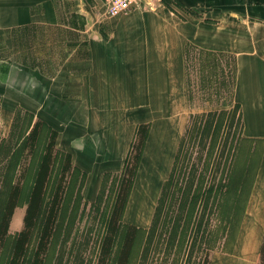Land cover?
<instances>
[{
    "label": "crops",
    "instance_id": "crops-1",
    "mask_svg": "<svg viewBox=\"0 0 264 264\" xmlns=\"http://www.w3.org/2000/svg\"><path fill=\"white\" fill-rule=\"evenodd\" d=\"M104 2L0 0V48H16L0 61L30 67L32 109L48 102L39 108L57 118L55 126L47 119L58 131L57 144L86 171L87 197L96 195L105 172L122 170L137 126L149 124L123 217L147 227L185 132L194 57L222 68L225 57L233 58L231 98L240 104L244 136L264 139V0H164L102 19ZM51 37L66 48L45 44L42 63L35 54L30 64L23 61L20 48H37L38 38ZM59 49L63 57L56 60ZM255 189L232 249L213 250L209 264H258L264 157ZM11 222L20 229L17 218Z\"/></svg>",
    "mask_w": 264,
    "mask_h": 264
},
{
    "label": "trees",
    "instance_id": "trees-1",
    "mask_svg": "<svg viewBox=\"0 0 264 264\" xmlns=\"http://www.w3.org/2000/svg\"><path fill=\"white\" fill-rule=\"evenodd\" d=\"M235 104L240 108L239 103ZM21 115L22 111H17L15 117ZM30 116L32 120L29 132L20 142L19 148L13 151L8 172L1 181L4 184L3 189L7 191L5 190L0 204V246L6 236L10 235L8 225L15 207L25 206L24 226L13 236V250L7 264H47V255L58 227L64 222L66 229L70 226L74 229L76 210L82 205L84 198L81 191L86 172L73 164L69 151L57 148V129L40 118L33 122L32 112ZM239 116L242 118L241 109ZM221 117L216 111L195 117L188 133L189 139L196 145L199 144V157L194 163H185L181 138L171 171L163 183L151 223L147 227L123 219L142 145L145 144L149 130V124H139L125 161L123 178L114 203L111 208L100 211L98 221L86 228L81 234L80 242L75 241V236L71 238L68 253L75 256L79 264H83L82 246L87 243L88 238H97L96 264H209V251L218 246L215 244L216 239L224 238V246H228L230 240H233V247L245 206L248 181L243 182L244 180L231 174L227 181L209 179L208 172L214 165L211 158L219 142V123L223 120ZM241 137L250 144H258V140H261L244 135ZM138 138L139 142L136 144ZM205 147L207 152L204 156ZM237 148L239 149L238 146ZM133 149H136V154L131 166ZM18 150L20 152L17 153ZM23 153L31 157V160L28 162L30 166L20 178V175L16 177V173ZM249 172L250 167L246 174L249 175ZM79 174L82 180L77 185ZM104 175L103 185L106 184L110 172ZM29 183L30 190L27 192ZM100 194L97 199L101 198ZM95 208L99 209L97 205ZM212 219L219 220L213 230L210 229ZM35 227L39 232L36 247L33 249L29 245L35 236ZM224 246L221 247L223 251L232 249ZM260 251L264 256V238Z\"/></svg>",
    "mask_w": 264,
    "mask_h": 264
},
{
    "label": "rangeland",
    "instance_id": "rangeland-1",
    "mask_svg": "<svg viewBox=\"0 0 264 264\" xmlns=\"http://www.w3.org/2000/svg\"><path fill=\"white\" fill-rule=\"evenodd\" d=\"M99 11V10H98ZM101 11V9H100ZM105 13V12H104ZM107 14H104L103 18H106ZM60 33V32H58ZM38 38L39 41L37 48H20L23 52V61L26 64H30L32 54L40 55L41 63L43 59L45 60L47 51L43 53L45 50L44 45L46 44L48 48H66L65 43L57 40L54 43V40L51 38ZM43 40L44 43H43ZM0 48V57H4L7 55H11V53H16V48ZM23 49V50H22ZM11 51V52H10ZM55 54L56 60L58 57H63V54L60 52H53ZM13 58L15 57L12 54ZM204 55H198V58H193L191 63V68H189V76H188V115L185 132L182 136L183 145H182V156H185V163H194L197 161L198 152H199V144H195L194 141L189 139V129L191 125H193L196 120V116L208 113L209 111H216V113L220 114L223 119L219 125V142L217 145V150L211 158L214 161L213 169L208 172L209 179L217 181L219 179L228 180L230 174L231 176L235 175L238 178H241L243 182H247L246 187V199L244 202V210L241 213V218L239 219V227L236 231V237L240 233V229L242 227V223L246 221L245 209L247 206H251L255 201V183L257 180L259 167L261 161L264 157V139L258 140V144H250L244 142L242 140L241 135H244L242 128V118L240 115V108L237 107L231 98V92L234 87L235 81V68L233 58L225 57L226 67L222 68L217 65V62H208L207 60H203L202 57ZM5 60V59H3ZM17 70V71H16ZM24 70L28 75H25L21 78L20 71ZM31 70L29 66H25L21 64V62H17L15 60L11 62H2L0 61V204L1 200L4 197L5 190L3 189L4 184H1L2 178L7 174L10 165V160L13 156V151L19 148L20 142L29 132V128L31 127L32 117L30 116L31 110L39 113L38 118L42 121L50 120V123L55 126L56 125V117H49L48 111L46 108L40 109L39 107L47 106L48 102H41L42 106L37 104L32 109V90H31ZM7 88H9V93H7ZM10 100L6 98H10ZM63 101V100H62ZM40 102V100H39ZM37 102V103H39ZM65 102V101H63ZM6 103L10 104L12 107L6 108ZM17 106V107H16ZM16 107V108H15ZM31 109V110H30ZM11 111H14L13 114H10ZM17 111H22V115L15 117ZM55 111V110H54ZM56 112V111H55ZM37 117L33 119V122L38 119ZM50 124V125H51ZM51 125V126H52ZM52 126V127H53ZM188 127V128H187ZM55 128V127H54ZM56 129V128H55ZM136 133V132H135ZM135 137V134H134ZM134 140V138H133ZM139 138L136 141L138 144ZM133 143V141H132ZM253 143V142H252ZM234 144L231 149H229L230 145ZM57 148H60L58 144ZM132 145V144H131ZM145 145V144H144ZM144 145H142V152ZM256 148L253 151V147ZM208 146V141L206 143ZM239 147V149L237 148ZM131 149V148H130ZM235 149V151H234ZM234 151V156H233ZM20 152L19 150L17 153ZM207 148L205 147L203 154L206 155ZM25 153V152H24ZM22 156V161L20 166L17 169L18 177H23V173L25 169L30 166L28 165L29 160H31L28 155ZM136 154V149H133L130 158L131 166L134 163V156ZM142 154V153H141ZM141 158V157H140ZM189 159V160H188ZM140 160L138 162L139 166ZM250 167L249 175L246 174L247 169ZM125 169V165L123 166L121 171H110L109 178L106 180V184L103 185L104 174L102 176L101 184L99 189L94 196L87 197L84 193V185L86 183V177L83 181L82 186V195L84 196L82 205L79 206L76 210V225L73 229L72 226L69 228H65V223L62 222L57 229V232L53 236V244L51 246L50 252L47 255V264H79L78 260L75 259V256H71L68 253V248L70 246V240L73 236H75V241L80 242L81 234L86 231V228L98 221L100 217V211L111 208L114 203L115 196L119 191V185L121 178H123V171ZM138 167L135 169V173L133 178L135 179L136 171ZM84 170V169H82ZM85 171V170H84ZM86 172V171H85ZM106 173V172H105ZM80 175V174H79ZM87 176V173H86ZM69 177V175H68ZM67 177V178H68ZM81 175L79 176V181L77 185L80 183L82 179ZM251 182V184H250ZM133 185V184H132ZM103 186H105L103 188ZM76 188V187H75ZM77 189V188H76ZM103 189V193L102 192ZM132 189V187H131ZM131 189L129 192H131ZM30 190V183L26 187V191ZM7 191V190H6ZM101 193V194H100ZM101 195L100 199H97L98 195ZM130 194V193H129ZM6 196V195H5ZM142 196L140 195V198ZM224 198V197H223ZM98 206L99 209L96 210L95 206ZM21 207L17 206L14 210V215L11 220L17 218L20 222L19 228L22 229L24 226L23 216L24 213H21ZM25 210V206L22 207ZM17 210V211H16ZM82 211V213H80ZM16 215V217H15ZM247 215V214H246ZM99 216V217H98ZM124 217V216H123ZM22 218V221H21ZM124 219V218H123ZM61 220V214H60ZM125 220V219H124ZM126 221V220H125ZM12 222L8 225V230L10 234L6 236L4 243H1L0 246V264H7L10 259L12 252V243L14 240L15 233L20 229H14L11 225ZM219 224V220L212 219L210 221V229H215ZM215 225V228H214ZM38 230V231H37ZM35 236L33 240L30 242V248H35L38 240V228H34ZM13 237V238H12ZM211 238V236H210ZM233 238V239H235ZM224 238L216 239V246L214 249L210 250L211 254L213 250H221V247ZM97 238H89L87 239V243L82 246L81 249V258L83 259V264H96L98 260V251L95 248V243ZM233 240L225 245L226 248H232ZM224 246V247H225ZM78 245L75 246L77 249ZM200 256V255H199ZM112 255L110 257V260ZM109 260V262H110ZM258 264H264V256L261 255Z\"/></svg>",
    "mask_w": 264,
    "mask_h": 264
},
{
    "label": "built area",
    "instance_id": "built-area-1",
    "mask_svg": "<svg viewBox=\"0 0 264 264\" xmlns=\"http://www.w3.org/2000/svg\"><path fill=\"white\" fill-rule=\"evenodd\" d=\"M164 0H105L104 12L108 16L127 13L136 8L153 9Z\"/></svg>",
    "mask_w": 264,
    "mask_h": 264
}]
</instances>
